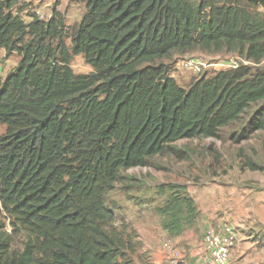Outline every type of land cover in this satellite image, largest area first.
Returning a JSON list of instances; mask_svg holds the SVG:
<instances>
[{"label":"trees","instance_id":"16d2710c","mask_svg":"<svg viewBox=\"0 0 264 264\" xmlns=\"http://www.w3.org/2000/svg\"><path fill=\"white\" fill-rule=\"evenodd\" d=\"M73 1L85 11L70 28L58 0L47 21L33 13L25 21L19 0H0V48L20 57L0 77V264H137L142 243L116 227L106 204L121 172L177 141L218 138L256 105L232 139L264 131V67L239 65L182 87L158 62L201 49L260 64L264 0ZM78 55L92 73L74 72ZM241 168L264 170L247 157ZM156 189L168 236L197 224L186 185Z\"/></svg>","mask_w":264,"mask_h":264},{"label":"rangeland","instance_id":"374dc122","mask_svg":"<svg viewBox=\"0 0 264 264\" xmlns=\"http://www.w3.org/2000/svg\"><path fill=\"white\" fill-rule=\"evenodd\" d=\"M55 2L56 0H30L25 2V6L27 3H31V5L29 7L27 5L28 9L22 13L21 17L25 21H30L32 10L36 9L50 15ZM58 3V8L65 15L67 26L71 28L76 25L85 11V6L73 0H58ZM67 42L70 45V40H67ZM19 58L17 53L7 56L5 50L0 48V77L2 79L15 68ZM183 58L195 59L197 67L190 71L177 69V62ZM158 62H163L171 71L173 70L177 74L175 80L182 87H188L191 82L201 77H209L220 70L231 69L238 65H248L253 68L264 67V59L260 64L255 65L236 52H207L201 49H194L187 53L174 52L170 57ZM71 66L75 73L89 74L93 72L92 67L87 64L81 55L73 56ZM256 107L257 105L250 108L238 121L222 128L218 138L177 141L171 145V148H174L175 151L169 149L166 153L153 157L145 167L122 171L114 189L106 197V204L116 214V227L123 231L129 239L131 234L132 236L136 234L138 237L139 226L153 227L154 231L159 232V235L155 234L158 245L161 246L163 240L170 241L177 253L183 256V262L178 264H191L194 261L192 256L193 246L187 243L192 238H199L200 241L204 230L201 232L196 224L189 228V233L183 237L184 240L179 238L172 241L167 237L159 228V216L156 207L163 204L164 197L157 194L156 188L158 185L170 182L180 183L189 188V194L196 196L200 190L206 192V190L214 187L217 182L234 181V178L239 175L243 180L248 178L250 173L247 171L249 170H242L241 168L244 157L264 166V131L255 133L249 140L241 143H235L232 139V134L241 130ZM5 130L6 126L0 123V135L4 134ZM262 176H264V172ZM143 211L145 212V220L137 215L142 214ZM130 214L135 217L132 218V216V221H127L126 218ZM140 242L142 248L138 249L133 255L137 264H142L145 260L152 264H171L170 258L163 251L162 246L161 250L164 252L162 256L164 257L157 262L152 249L143 250L145 243L151 246L152 243L144 237Z\"/></svg>","mask_w":264,"mask_h":264},{"label":"crops","instance_id":"0c3cea01","mask_svg":"<svg viewBox=\"0 0 264 264\" xmlns=\"http://www.w3.org/2000/svg\"><path fill=\"white\" fill-rule=\"evenodd\" d=\"M58 10L60 9L58 8ZM247 172L250 175L244 180L239 175L234 178V181L217 182L206 192L200 190L196 196L190 194L201 212L200 220L197 222L201 232L208 227L221 228L225 225L234 227L237 242L231 251L229 264H264V176H262L264 170H249ZM187 191L190 193L188 187ZM137 215L145 220L144 211ZM131 217L135 216L130 214L126 220L132 221ZM159 225L160 230L172 241L179 238L184 240L183 237L189 233L188 229L179 237H170L162 229L160 217ZM135 227L137 228V226ZM138 229L139 234L136 238L141 240L144 237L152 243V246L145 243L143 250L152 249L155 260L161 261L164 257L162 256L163 251L166 252V250L162 247V251V245L157 244L158 240H156L155 234L159 235V232L154 231L153 227L148 228L145 225L139 226ZM200 241L199 238H192L189 243L185 242L193 246L192 256L194 259L199 254Z\"/></svg>","mask_w":264,"mask_h":264},{"label":"built area","instance_id":"2783aa9c","mask_svg":"<svg viewBox=\"0 0 264 264\" xmlns=\"http://www.w3.org/2000/svg\"><path fill=\"white\" fill-rule=\"evenodd\" d=\"M29 1L30 0H19V3L24 4ZM32 12L40 20L47 21L51 17L40 9L32 10ZM196 67L197 63L193 58L180 59L176 64V68L181 71H190ZM176 75L174 71L171 73L173 78H175ZM236 242L237 237L233 226L225 225L221 228L208 227L204 230L201 237L199 254L191 264H229L231 251L233 247H235ZM162 247L166 250L171 264L183 262V256L177 253L170 241L163 240Z\"/></svg>","mask_w":264,"mask_h":264},{"label":"clouds","instance_id":"9594fccd","mask_svg":"<svg viewBox=\"0 0 264 264\" xmlns=\"http://www.w3.org/2000/svg\"><path fill=\"white\" fill-rule=\"evenodd\" d=\"M18 5H20V6H25L24 4H20L19 2H18ZM27 5L30 6L31 3H27L26 6H25V10H23V11H21V12H18V15L21 16L22 13H24V12L27 10ZM32 13H33V12H32ZM33 14H34V13H33ZM50 16H52V13L50 14ZM30 18L32 19L33 17L31 16ZM50 18H51V17H50ZM50 18H49V19H50ZM49 19H48V20H49Z\"/></svg>","mask_w":264,"mask_h":264}]
</instances>
